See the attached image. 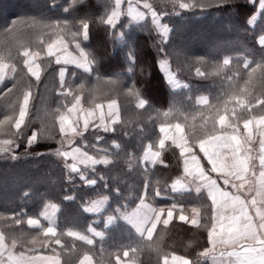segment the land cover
Masks as SVG:
<instances>
[{
  "label": "trees",
  "instance_id": "obj_1",
  "mask_svg": "<svg viewBox=\"0 0 264 264\" xmlns=\"http://www.w3.org/2000/svg\"><path fill=\"white\" fill-rule=\"evenodd\" d=\"M148 2L153 5L161 21L170 28L163 47L168 53L167 60L172 73L181 82L180 87L174 88L159 66L162 56L158 53L162 37L156 31L150 14L140 21H133L124 14L120 17L117 28L112 30L98 23L99 18L105 16L106 10H110L109 0H85L68 13L64 9L71 0H0V52L5 56L4 62L14 65L16 69L15 72L8 69L5 80L0 82V120L5 113L10 114L12 106L18 112L22 93L31 85L32 98L26 118V122L30 123L24 130L25 136L33 130H40L45 136L54 137L41 138L31 147L27 146L26 139L23 143L18 140L19 148L13 146L11 152H0V215L5 217L0 220V231L5 233L7 244L11 245L12 239L17 240V251L27 253L28 248L36 247L41 249L37 253L54 255L52 245L43 248L40 243L35 246L28 243L41 231L27 226L28 216L39 218L45 227L48 226V221L39 216L44 211L45 203L56 205L55 209L49 207L47 211L56 215L52 219L57 225V234L67 249L65 251L54 246L56 252L60 253L61 264H80L84 255L92 257L91 264H115L116 255H120L122 260L131 259L134 255L136 264H163L165 254L169 258L175 254L195 259L198 252L208 247L206 228H194L174 218L166 229L158 225L152 241L145 238V246L136 254L130 253L129 258H124L122 252L126 249L120 246L136 247L141 238L125 221H117L108 228H104V223L117 207L123 211L125 205L128 210L136 206L139 202L136 197L142 192L146 179L162 190L160 197H156L154 201L149 199L153 206L167 208L175 202L186 209V215H191L193 207L199 208L202 225L206 223V217L210 218L211 201L204 191L199 194L192 190L171 191V184L183 176L184 159L180 156V149L172 145L171 140L165 142L166 148L161 156L163 163H144L143 152L149 144L153 145V151L159 150L158 142L163 137L159 128L178 122L184 127L189 144L198 145L203 124L199 113L206 112L207 109L196 104L197 98L208 95L210 101L214 102V98L228 88L230 83L244 86L248 79V70L243 68L244 61H250V67H256L264 58V50L257 42L259 36L264 34V13L258 11V7L248 0H229L225 3L220 0H185L196 4L189 9L174 8L164 0ZM257 14L255 23L249 24L247 21ZM86 17L91 18L89 38L82 41L81 46L95 57L92 74L84 73L72 64H56L54 57L45 55L48 43L60 36L73 46L70 32L75 31L74 25ZM64 21L68 22V26L63 32L45 27L55 24L63 27ZM185 27L188 30L184 31ZM41 40L44 41L43 44L40 43ZM25 49L40 51L44 55L39 59L40 81L31 77L23 65L24 58L19 53ZM130 51L135 53L134 76L128 70ZM226 57L231 59V63L224 72L214 75L215 65L222 64ZM61 68L66 70L64 87L71 86L74 95L81 94L76 91V86L81 83L85 84L86 89H95L91 94L88 91L82 93V105L92 107L93 96L98 103L116 100L119 105L120 123L115 126L116 132L101 133L105 136V145L112 141L121 145V149L114 150L110 157L113 163L108 166L97 165L96 173L78 165L90 178L101 175L104 177L103 181L97 179L94 186L86 185L76 174H71L69 180L64 161L48 154L59 146L58 117L66 111L64 106L70 107L73 102L71 96L61 95ZM197 68L205 73L204 78L196 76ZM227 77H232V81ZM117 78L119 86L105 83ZM133 81L140 98L147 102L144 109L137 108L135 96L127 94ZM13 84L16 87L8 92ZM185 84L188 85L187 88L183 87ZM248 87L253 95L264 93V81L258 77ZM57 108L60 109L59 112L56 111ZM176 108L180 109L182 115L176 113ZM170 109L172 114L165 116L164 113ZM258 112L257 109L254 114ZM125 132L129 135H124ZM85 135L89 143L94 142L91 129ZM12 138L6 129L0 131V140ZM86 150L92 154L91 149ZM194 151L203 156L198 146ZM13 155L15 159H12ZM129 155L133 157L131 160ZM202 161L207 168V162ZM71 162L69 159L68 163ZM117 189L119 195L116 194ZM66 196L72 199H65ZM104 196L108 197V201L101 210L90 213L83 211L91 201L100 200ZM21 211L27 213V216L23 217L22 225L16 226L10 217ZM94 221L99 223H93ZM90 224L97 231L105 232L103 243L96 238L94 245H87L83 241L62 235L69 229L88 234L86 229ZM161 231L164 239L159 243L162 251L158 254L154 248L146 245L158 241ZM101 247L103 252L100 251ZM203 264L210 262L204 260Z\"/></svg>",
  "mask_w": 264,
  "mask_h": 264
},
{
  "label": "snow or ice",
  "instance_id": "obj_2",
  "mask_svg": "<svg viewBox=\"0 0 264 264\" xmlns=\"http://www.w3.org/2000/svg\"><path fill=\"white\" fill-rule=\"evenodd\" d=\"M84 2L85 0H71L64 11L66 13L73 11ZM122 2L123 0H114V3H111V0H109L110 10H106L105 16L100 17L98 23L115 30L122 14ZM164 2L171 3L174 8L179 7L180 9H189L196 6V4L185 2V0H164ZM220 2L225 3L229 0H220ZM248 2L256 5L258 11L264 13V0H248ZM142 7L146 12L138 11L129 3L127 14L136 20H143L146 13L150 14L156 31L162 37L158 53L162 56L159 66L167 74L169 83L174 88L180 87L181 85L176 77L169 71L168 53L163 47L167 42L170 28L166 23L161 22V17L148 0H144ZM90 19L89 17L80 19L79 23L74 25L76 30L70 32L75 50L78 53L72 58L71 62L76 68L82 69L87 74L94 72L93 65L96 63L91 52L81 46L82 41L89 38ZM255 19L256 17L253 16L247 22L253 24ZM62 23L63 27H61V24L45 25V27H51L54 30L59 29L60 32H63L67 28L68 22L64 21ZM257 42L264 50V34L259 36ZM40 43L43 44L44 41L41 40ZM62 51H67V44L63 36H60L59 39L47 45L46 55L55 57V63L61 64L62 57L58 53ZM19 55L24 58L23 65L27 68L28 74L34 77L36 81H40L41 67L40 64L36 63L40 53H33L25 49ZM4 61L5 56L3 52H0V82L5 80L8 69H11L12 72L16 71L14 65H9ZM128 61V70L134 76V51H130ZM63 62L68 63V60L64 59ZM230 63V58H224L222 64L215 65L213 74L219 75L224 72ZM250 64L251 62L247 60L243 64V68L248 70V79L244 82V86L240 87L230 83L228 88L223 89L221 94L214 98V102L210 101L208 95H201L197 98L196 104L207 109L206 112L199 113L203 124L201 125L202 136L198 141V145L189 144V137L185 135L184 127L178 122L174 125L169 124L159 128V132L163 134L158 142L159 150L153 151V145L149 144L143 152L142 161L144 163L150 162L152 165L163 163L161 156L166 148L165 142L171 140L172 145L180 149V156L184 158L183 173L189 178L187 183H182L179 179L176 180L171 185V191H179L178 185L185 191L189 190V185H195V191L198 194L202 190L206 191L207 198L211 201L210 218L206 217V223L202 225L199 208L193 207L191 215H186V209L178 206L175 202L167 208L153 206L152 203L148 202L149 199L154 201L156 197H160L162 190L158 186H153L146 179L142 192L136 197L139 201L136 206L128 210V206L125 205L123 211L117 207L104 223V228H108L117 221H125L135 229V232L141 238L136 247H131V245L120 246L126 249L122 252L124 258H129L130 253L136 254L141 247L145 246L143 244L145 238L147 241H152L158 225H162L166 229L174 218H177L180 222L189 224L194 228H206L208 247L198 252L195 259L176 256L175 254H172L169 258V255L165 254L163 255V264H203L204 260H210L211 264H264V93L258 96L253 95L248 87L257 77L264 81V58H262V62L256 64V67H250ZM65 71L64 68L59 70L60 84L63 89L61 95L71 96L73 102L70 107L65 105L66 113H62L58 117L59 146L48 154L64 161V167L69 172V180H71V174H76L86 185L94 186L97 184V179L103 181L104 177L101 175L98 178H90L78 165H83L84 169L90 168L92 173H96L97 165L108 166L113 163L110 157L113 156L114 150L121 149V145L116 141L105 145L103 143L105 136L101 133L116 132L115 126L120 123L119 109L116 100H111L105 106L103 103L96 102L95 96L91 100L93 106L85 108L81 103L82 93L88 91L91 94L95 92V89H86L85 84L81 83L76 86V91L81 94L74 95L71 86L64 87ZM195 74L198 77H205V73L201 72L199 68L196 69ZM73 75L75 76V74ZM227 79L231 82L233 78L227 77ZM97 80L99 81V77H97ZM105 83L113 86L120 85L119 78ZM15 87L16 85L13 84L7 91L12 92ZM183 87L187 88L188 85L185 84ZM127 94L135 96L138 101L137 108H145L147 102L140 98V93L136 89L134 81L127 89ZM31 98V85H29L28 90L22 93L18 112L15 106H12L10 114L5 113L3 119L0 120V131L6 129L8 135L13 137L12 139L0 140V152H11L13 146L19 148L24 139L27 140V146L31 147L39 142L41 138H54L45 136L40 130H33L25 136L24 130L28 128L30 123V121L26 122V118L29 115ZM257 109L259 112L254 114ZM56 111L59 112L60 109L57 108ZM175 111L178 115H182L179 108H176ZM171 114L172 109L164 113L165 116ZM185 120H187V117H185ZM94 121H98V123ZM241 123L243 133H241ZM90 129L94 137L92 143H89L85 135L89 133ZM124 135L127 136L129 133L125 132ZM256 136H259L258 154H254L252 148ZM18 140L20 143H17ZM65 145H67V148H65ZM197 146L199 152L203 154L202 157L194 151ZM86 149H91L92 154ZM15 158V155H13L12 159ZM132 158V155H129V159ZM69 159L72 161L71 163H68ZM201 160L207 162V168L201 163ZM254 161H258V164ZM213 173L216 175L213 176ZM250 177L254 179H250ZM220 181L225 187H221ZM156 184L158 185L159 182L157 181ZM229 186L232 191L228 190ZM105 187H107L106 184ZM116 194H120L119 189L116 190ZM65 199H72V197L66 196ZM107 201V196L100 200L91 201L90 206L84 207L83 211L98 212L100 206ZM49 207L55 209L56 205L45 203L44 211L39 213L40 217L48 221V226L45 227L41 223V219L31 216H28L26 224L29 228L41 230L28 243L33 246L40 243L43 248L52 245L54 255H28L25 251L17 253L15 251L17 240L12 239L9 246L6 243L5 233L0 231V264H61L60 253L56 252L54 246H59L65 251L67 249L57 234L55 221L47 213ZM25 216H27V213L21 211L13 213L10 219L14 225L20 226L24 223L23 217ZM4 219L5 217L0 215V220ZM93 223H99V221ZM86 232L88 234L69 229L63 232L62 235L73 237L87 245H94L96 238H99L101 243L105 240V232L97 231L91 224L87 227ZM40 237L44 239L41 240ZM163 239L164 233L161 231L158 241L146 246L154 248L159 254L162 251L159 243ZM189 246H191V242ZM217 249H221L218 256L216 254ZM40 250L36 247H30L27 249V253H37ZM100 251H104L103 247ZM91 262L92 257L84 255L80 264H91ZM115 264H136V260L134 255L127 260H122L120 255H116Z\"/></svg>",
  "mask_w": 264,
  "mask_h": 264
},
{
  "label": "rangeland",
  "instance_id": "obj_3",
  "mask_svg": "<svg viewBox=\"0 0 264 264\" xmlns=\"http://www.w3.org/2000/svg\"><path fill=\"white\" fill-rule=\"evenodd\" d=\"M143 0H123V2H122V6H121V16L122 15H124V14H126V15H128L127 14V10H128V6H129V3H131V6L133 7V8H136L138 11H145L146 12V10L145 9H143V7H142V5H143ZM7 9V8H6ZM149 14H147L146 13V15H145V18L148 16ZM130 17V16H129ZM256 17V19H255V21L257 20V17H258V14L255 16ZM133 21H140V20H136V19H134L133 17H130ZM255 21H254V23H255ZM162 22V21H161ZM163 23V22H162ZM253 23V24H254ZM169 27V26H168ZM186 30H188V27H185L184 28V31H186ZM60 38V37H59ZM59 38H57V39H59ZM57 39H54V40H57ZM53 40V41H54ZM65 40V39H64ZM53 41H51L50 43H52ZM65 42H66V44H67V51L66 52H64V51H62V52H60V53H58L59 55H61V57H62V63H64L63 62V60L64 59H67L68 60V63H65V64H72V65H74L72 62H71V60H72V58L73 57H75L76 55H78V53L76 52V50H75V44L73 45V46H70L68 43H67V41L65 40ZM193 43V42H192ZM49 44V43H48ZM190 47V46H189ZM28 50V49H27ZM30 52H33V53H35V52H39L40 53V56H39V58H37V60H36V63H38L39 64V59L41 58V57H43L44 55H43V53H41L40 51H32V50H29ZM46 51H47V48H46ZM45 51V52H46ZM46 55V54H45ZM55 58V57H54ZM169 71L172 73V70L170 69V66H169ZM173 74V73H172ZM167 75V74H166ZM175 77H176V75L175 74H173ZM168 77V76H167ZM176 79H177V77H176ZM177 81H178V79H177ZM179 82V84H181V82L180 81H178ZM110 101H108V102H105V103H103L105 106L107 105V103H109ZM117 102V101H116ZM84 106V105H83ZM117 106H119L118 105V102H117ZM85 108H89V107H86V106H84ZM118 109H119V107H118ZM107 109H106V107H105V111H106ZM64 113H66V111L64 112ZM96 123H98V121L96 122ZM81 126H82V120H81ZM243 133V132H242ZM169 135H171V133H169ZM257 143H253L252 144V148H253V150L255 151V149H256V147H257ZM179 179H181V178H179ZM178 180V179H177ZM193 191V190H192ZM195 192V191H194ZM196 193V192H195ZM198 194V193H197ZM149 202V201H148ZM104 205L105 204H103V205H101L100 206V210L104 207ZM88 206H90V205H88ZM47 213H48V215L52 218V216L54 215V219H55V214H52V212L51 211H47ZM10 246V245H9ZM15 251L17 252V253H19L20 251H17L16 249H15ZM26 254H28V255H46V256H52V254H45V253H26Z\"/></svg>",
  "mask_w": 264,
  "mask_h": 264
},
{
  "label": "crops",
  "instance_id": "obj_4",
  "mask_svg": "<svg viewBox=\"0 0 264 264\" xmlns=\"http://www.w3.org/2000/svg\"><path fill=\"white\" fill-rule=\"evenodd\" d=\"M259 136H256L255 137V143H257L258 145H257V147H256V149H255V151H254V154H258V148H259ZM198 156H200L199 154H197ZM201 163H203V161L201 160ZM254 163H257L258 164V161H254ZM257 172H258V168H257ZM216 174H214L213 173V176H215ZM189 178L188 177H186L185 175H184V173H183V176L181 177V179H179V180H181V182L182 183H187V180H188ZM250 179H254V178H252V177H250ZM174 183V182H173ZM172 183V184H173ZM220 184H221V187H225L224 185H223V183H222V181H220L219 182ZM171 184V185H172ZM180 190L179 191H177V192H185V190L183 189V188H181L180 187V185H178L177 186ZM188 188H189V190H187V191H191V190H193V191H195V185H189L188 186ZM228 190H230V191H232V189L230 188V186L228 187ZM202 191H204V190H202ZM201 191V192H202ZM196 192V191H195ZM205 193H206V191H204ZM207 194V193H206ZM254 214V213H253ZM221 249H217V256L219 255V251H220ZM209 262H210V264H211V261L209 260Z\"/></svg>",
  "mask_w": 264,
  "mask_h": 264
}]
</instances>
